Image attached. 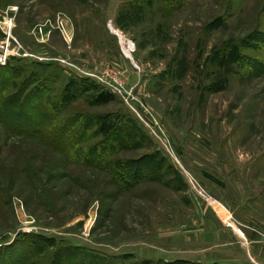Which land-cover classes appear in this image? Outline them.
Masks as SVG:
<instances>
[{"label":"rangeland","instance_id":"obj_1","mask_svg":"<svg viewBox=\"0 0 264 264\" xmlns=\"http://www.w3.org/2000/svg\"><path fill=\"white\" fill-rule=\"evenodd\" d=\"M6 43L24 73L4 97L42 91L69 134L24 136L13 122L37 108L0 121V247L40 235L113 264H241L229 223L264 243V0H0Z\"/></svg>","mask_w":264,"mask_h":264},{"label":"trees","instance_id":"obj_2","mask_svg":"<svg viewBox=\"0 0 264 264\" xmlns=\"http://www.w3.org/2000/svg\"><path fill=\"white\" fill-rule=\"evenodd\" d=\"M6 66L7 68H5V71L0 73V121L2 122V124L5 127H8L12 123V121H10L11 116L7 115V113H15V111L19 110L20 108L23 110L24 108L29 107L34 110L37 108L39 110V114L37 115L33 123L28 120L27 122L25 121L26 124H23L24 119L21 117L19 121H14L13 123H15L16 126L25 128L24 131H22L24 136L38 138L39 141L46 143L47 145H51L52 147H55V144L52 143L51 140L46 137L53 139L57 138L55 140L62 143V145H66L67 139L65 140L63 139V137L65 136V134H69V130H66L67 132H61V134L57 135V137H55L56 135H54V132L50 131L51 126L54 124V122H56V118L52 117L49 113L45 111V109L49 107L45 103H43L44 96L42 95L43 93H40L42 91H35V93L31 95H25V91H22L19 96L11 95L8 99L4 97L6 92L15 84V80L18 77H22V74L24 73H21V71L17 69V66L10 65L8 63ZM32 76L38 78L37 73H32ZM25 80L26 79H24V82ZM225 83H227L226 80ZM29 85L30 83H27L26 87ZM225 86L226 85L221 86L217 90L222 91ZM90 90L91 89L86 88L85 92H88ZM114 100L115 97L113 94L103 91H97L94 102H96L97 104L104 105L111 103ZM67 102L69 101L67 100V97L65 95L64 100L61 101V106H63ZM111 122L112 121H110L108 118L100 119L96 123V134L105 137L107 138V140L113 142L114 140L119 138V134L121 133L120 130L117 129L118 125H116V123L114 125ZM80 128L84 130L85 126H81ZM87 131H89V129H87ZM78 139H81L80 142L82 144L84 136H80ZM117 163L118 162L116 161L113 164ZM120 164L121 165L119 167L122 168L121 173H119V176H125L128 178L132 173V170L127 169L125 166H123L121 162ZM20 242L22 243L18 246L19 251L14 254V256L10 257L12 252H9V250L14 249L12 248L13 244L14 246H16ZM31 261L36 262L35 264H113L112 259L97 252L89 251L84 247L72 246L63 241L60 242L55 238L43 237L40 235H22L20 238L18 237L10 246L8 245L6 247H0V264H29ZM143 264L165 263H154L151 261H147ZM173 264L189 263L178 261Z\"/></svg>","mask_w":264,"mask_h":264},{"label":"crops","instance_id":"obj_3","mask_svg":"<svg viewBox=\"0 0 264 264\" xmlns=\"http://www.w3.org/2000/svg\"><path fill=\"white\" fill-rule=\"evenodd\" d=\"M234 235H232L231 233L229 234L231 240L235 238ZM242 238L246 239V244L243 245V248H244L243 253L244 254L247 253L248 255H247V259L243 257V260L240 263L241 264H253L252 262H250V259H252L253 261L256 262L255 264H264V243L261 241H258V239L256 238L254 234H251V235L246 234L245 237L242 235ZM235 242L236 241L234 240L232 241L227 240L225 246L227 247V249H229V251L234 252L232 250L237 248ZM232 258H235V259H231V260L230 258L225 259V263L228 264L231 262L232 263L238 262V259L236 257H232Z\"/></svg>","mask_w":264,"mask_h":264},{"label":"built area","instance_id":"obj_4","mask_svg":"<svg viewBox=\"0 0 264 264\" xmlns=\"http://www.w3.org/2000/svg\"><path fill=\"white\" fill-rule=\"evenodd\" d=\"M56 29L59 30L61 33L67 35V36H68V34H69V33H68V22L65 21V19L62 18V17H59V18H58L57 25H56ZM44 31H46V30H45V27H44V29H43V27H41V28H40V32L43 33ZM8 36H9V39H10V37H11V33H10V32H9ZM68 37H69V36H68ZM6 44H7V45H6ZM6 44H5V46L2 45V46L0 47V50L3 51L2 53H0V65H1V66H6L7 63H8V61H9V58H10V56H11V54H10L9 43H6ZM103 81H104V80H103ZM104 82H105V81H104ZM119 93L122 94L121 90H119ZM136 113H138V112L136 111ZM138 114H139V113H138ZM140 115H141V114H140ZM140 115H139V117H140ZM141 119H142V118H141ZM142 120H143V119H142Z\"/></svg>","mask_w":264,"mask_h":264},{"label":"bare ground","instance_id":"obj_5","mask_svg":"<svg viewBox=\"0 0 264 264\" xmlns=\"http://www.w3.org/2000/svg\"><path fill=\"white\" fill-rule=\"evenodd\" d=\"M223 215V214H222ZM229 225H231L234 229V232H236L239 236L242 237V234L240 233V231L237 229V226L234 223H229Z\"/></svg>","mask_w":264,"mask_h":264},{"label":"water","instance_id":"obj_6","mask_svg":"<svg viewBox=\"0 0 264 264\" xmlns=\"http://www.w3.org/2000/svg\"><path fill=\"white\" fill-rule=\"evenodd\" d=\"M3 51L2 50H0V53H2Z\"/></svg>","mask_w":264,"mask_h":264}]
</instances>
